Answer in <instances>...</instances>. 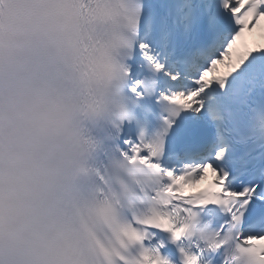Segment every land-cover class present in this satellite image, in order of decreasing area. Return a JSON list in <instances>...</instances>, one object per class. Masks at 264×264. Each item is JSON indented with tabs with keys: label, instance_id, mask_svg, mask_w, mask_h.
Masks as SVG:
<instances>
[{
	"label": "snow or ice",
	"instance_id": "1",
	"mask_svg": "<svg viewBox=\"0 0 264 264\" xmlns=\"http://www.w3.org/2000/svg\"><path fill=\"white\" fill-rule=\"evenodd\" d=\"M78 11L106 28L85 227L107 264H264V44L245 39L264 0H80ZM79 59L85 80L100 78L94 50Z\"/></svg>",
	"mask_w": 264,
	"mask_h": 264
},
{
	"label": "clouds",
	"instance_id": "2",
	"mask_svg": "<svg viewBox=\"0 0 264 264\" xmlns=\"http://www.w3.org/2000/svg\"><path fill=\"white\" fill-rule=\"evenodd\" d=\"M79 4L0 0V264H107L85 227L106 28ZM86 49L100 78L81 76Z\"/></svg>",
	"mask_w": 264,
	"mask_h": 264
},
{
	"label": "bare ground",
	"instance_id": "3",
	"mask_svg": "<svg viewBox=\"0 0 264 264\" xmlns=\"http://www.w3.org/2000/svg\"><path fill=\"white\" fill-rule=\"evenodd\" d=\"M262 28L254 29L249 36V47H256L264 44V38H262V31H264V20L261 21ZM219 68H224L223 65L218 66Z\"/></svg>",
	"mask_w": 264,
	"mask_h": 264
}]
</instances>
